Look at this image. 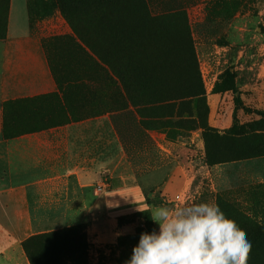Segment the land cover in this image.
<instances>
[{"label":"crops","instance_id":"1","mask_svg":"<svg viewBox=\"0 0 264 264\" xmlns=\"http://www.w3.org/2000/svg\"><path fill=\"white\" fill-rule=\"evenodd\" d=\"M28 2L0 0V264H31L22 242L33 235L81 223L110 222L113 232L109 210L145 205L140 181L123 182L141 165L125 149L123 102L109 110L102 62L94 56L99 65L93 72L91 49L55 0H39L40 16H31ZM227 50L231 40L217 46L206 65L209 124L217 129L227 91L211 88L231 60ZM133 111L136 132L151 147L145 154L162 159L147 164V181L157 177L164 194L185 184L198 161L204 163L200 131L173 142L162 128L143 127ZM147 116L155 121L152 112ZM45 222L63 226L38 224ZM97 227L93 231L103 240L107 235Z\"/></svg>","mask_w":264,"mask_h":264},{"label":"rangeland","instance_id":"2","mask_svg":"<svg viewBox=\"0 0 264 264\" xmlns=\"http://www.w3.org/2000/svg\"><path fill=\"white\" fill-rule=\"evenodd\" d=\"M38 1L30 0V5L37 6ZM60 4L66 9L68 20L60 13L62 17L92 51L93 72L99 63L94 56H101L111 58L123 75L122 94V87L115 94L107 72L106 80L102 75L101 85L107 86L109 110L114 109L115 101L118 107L123 102L125 149L131 157L129 160L141 165L123 182L131 185L140 181L145 197V205L130 212L122 206L109 210L115 218L113 232L110 222L99 223L98 227L96 223H83V230L70 235L63 244L61 261L70 262L67 257L79 256L83 264H125L140 234L158 227L150 218L154 206L174 209L193 200L217 204L219 196L222 204L217 205L243 232L246 223L259 224L264 218V155L249 158V162L246 159L212 166L204 158V163L198 161V171L192 169L185 184L164 194L157 177L154 182L147 181L151 177L147 164L162 159L158 153L153 159L145 154L151 147L142 132H136L137 116L133 109L143 127L154 124L173 142L184 140L195 131L189 130V123L178 120L175 110L166 104L179 91L195 88V79L191 77L189 83L182 75L184 59H189L194 67L189 45L206 89L207 125H210L206 65L209 58L217 55V46L231 40V51L225 52L228 56L231 53V60L213 83L215 91H227L216 129L221 133L232 129L246 135L252 142L251 150L258 152L256 140H264V0H60ZM236 88L238 97H235ZM200 111L204 114L202 103ZM151 112L155 121L147 118ZM122 211L127 213L118 214ZM38 224L63 226L62 223ZM93 226L107 236L100 240ZM49 244L45 240L32 243L33 257L47 260L52 251ZM249 264H264V244Z\"/></svg>","mask_w":264,"mask_h":264},{"label":"clouds","instance_id":"3","mask_svg":"<svg viewBox=\"0 0 264 264\" xmlns=\"http://www.w3.org/2000/svg\"><path fill=\"white\" fill-rule=\"evenodd\" d=\"M150 218L158 227L140 234L125 264H247L251 242L215 203L154 206Z\"/></svg>","mask_w":264,"mask_h":264},{"label":"trees","instance_id":"4","mask_svg":"<svg viewBox=\"0 0 264 264\" xmlns=\"http://www.w3.org/2000/svg\"><path fill=\"white\" fill-rule=\"evenodd\" d=\"M104 1L106 2V0ZM55 2L60 13L68 20L66 9L60 4V0H55ZM28 6L31 12V16L41 15V7L39 1L37 6H31L29 0ZM188 48L190 49L191 62L194 63V67L189 64V59H184L186 63L182 71V75L185 76L186 80L189 83L191 81V77H193L195 79V88L179 91L177 95H173L172 97H170L167 100L166 104L171 106L175 110L173 111L176 113V117L178 118V120H184V122L190 124L189 130H201V136L204 142V158L206 164L208 166H212L230 161H240L257 156H263L264 140H256L257 142L255 148H259V151L254 152L253 150H251L252 142H249V138H247L246 135L241 134L240 132H233L232 129L229 132H217V129L215 127L207 125L209 105L206 103V89L203 86L201 73L195 55L191 50V46L189 47L188 45ZM177 58H179V56ZM99 59L103 64L100 65L102 70L106 69L108 77L111 81V85L117 90H119V87H122V89H124L125 84L123 75L115 67V64L113 63L111 58H102L101 56H99ZM104 65L106 66V68L104 67ZM215 86L216 85L213 86L212 92H218L214 90ZM235 92H237V88ZM200 103H202L204 106V114H202L200 111ZM253 141H255V139H253ZM247 142H249V144ZM216 201L217 204H222L221 197L218 196ZM82 226H84L83 223L69 227H63L48 232H42L24 240L22 242V245L30 263L83 264L79 256L67 257L70 262H65L66 260H63V262L61 261L63 244L69 240L68 238H70V235H78L79 232L83 230ZM244 234L252 245L247 260V264H249L253 255L264 244V218L259 224L251 222L246 223V231L244 232ZM43 240L50 242L49 249H51L52 251L50 257L47 258V260L41 261L33 257L30 247L32 243H39ZM58 254H60V257H57Z\"/></svg>","mask_w":264,"mask_h":264}]
</instances>
